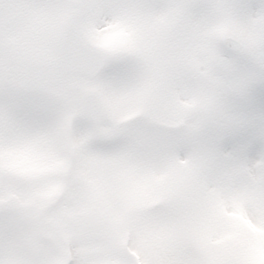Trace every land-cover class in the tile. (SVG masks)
Masks as SVG:
<instances>
[{"label":"rangeland","instance_id":"374dc122","mask_svg":"<svg viewBox=\"0 0 264 264\" xmlns=\"http://www.w3.org/2000/svg\"><path fill=\"white\" fill-rule=\"evenodd\" d=\"M70 16L94 80L3 77L54 61ZM223 36L264 51V0H0V264H264V60Z\"/></svg>","mask_w":264,"mask_h":264},{"label":"water","instance_id":"95a60500","mask_svg":"<svg viewBox=\"0 0 264 264\" xmlns=\"http://www.w3.org/2000/svg\"><path fill=\"white\" fill-rule=\"evenodd\" d=\"M214 4L216 0H201ZM75 6V4H73ZM219 45L230 54L253 57L258 63L264 60V51L254 52L246 45L231 36H223L218 40ZM107 62V55L101 50L91 46L81 36L76 19L70 16L65 22L61 36L58 41L57 58L48 65H36L32 75H26L28 68L11 69L3 72L16 79L23 90L51 91L58 87L67 78H79L92 81L101 72ZM228 58L224 55L218 56L213 61V67L218 72L227 69ZM70 93L72 91L70 90ZM78 111L80 116L94 128L100 127L105 111L100 100L93 90H83L79 94ZM197 124V123H196ZM97 135L102 138L104 130L97 129ZM37 225V217H35ZM48 241L49 238L47 237ZM44 252V246L34 247L36 259H40Z\"/></svg>","mask_w":264,"mask_h":264},{"label":"bare ground","instance_id":"6f19581e","mask_svg":"<svg viewBox=\"0 0 264 264\" xmlns=\"http://www.w3.org/2000/svg\"><path fill=\"white\" fill-rule=\"evenodd\" d=\"M79 29V28H78ZM61 32H62V30H61Z\"/></svg>","mask_w":264,"mask_h":264}]
</instances>
